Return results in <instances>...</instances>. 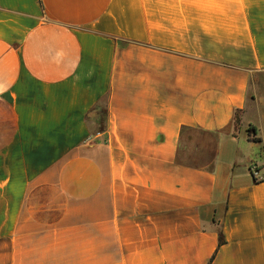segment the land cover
I'll list each match as a JSON object with an SVG mask.
<instances>
[{
	"label": "crops",
	"instance_id": "obj_1",
	"mask_svg": "<svg viewBox=\"0 0 264 264\" xmlns=\"http://www.w3.org/2000/svg\"><path fill=\"white\" fill-rule=\"evenodd\" d=\"M0 264H264V0H0Z\"/></svg>",
	"mask_w": 264,
	"mask_h": 264
},
{
	"label": "trees",
	"instance_id": "obj_2",
	"mask_svg": "<svg viewBox=\"0 0 264 264\" xmlns=\"http://www.w3.org/2000/svg\"><path fill=\"white\" fill-rule=\"evenodd\" d=\"M253 129H254V128H252V127H248V130H247V131H248L249 136H251V134H252V130H253ZM252 141L258 142L259 140L252 139ZM219 242H220V243L223 242L221 236L219 237Z\"/></svg>",
	"mask_w": 264,
	"mask_h": 264
}]
</instances>
